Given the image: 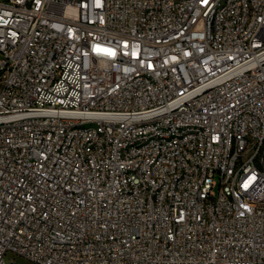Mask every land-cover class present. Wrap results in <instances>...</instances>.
<instances>
[{"label":"built area","instance_id":"obj_1","mask_svg":"<svg viewBox=\"0 0 264 264\" xmlns=\"http://www.w3.org/2000/svg\"><path fill=\"white\" fill-rule=\"evenodd\" d=\"M8 254L264 264V0H0Z\"/></svg>","mask_w":264,"mask_h":264},{"label":"rangeland","instance_id":"obj_2","mask_svg":"<svg viewBox=\"0 0 264 264\" xmlns=\"http://www.w3.org/2000/svg\"><path fill=\"white\" fill-rule=\"evenodd\" d=\"M216 192H218V189H216ZM6 262L7 264H31L28 261L24 260L23 258L16 257L11 254H8L6 256Z\"/></svg>","mask_w":264,"mask_h":264}]
</instances>
